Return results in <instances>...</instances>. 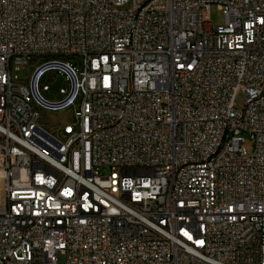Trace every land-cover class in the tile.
<instances>
[{
    "label": "built area",
    "instance_id": "2783aa9c",
    "mask_svg": "<svg viewBox=\"0 0 264 264\" xmlns=\"http://www.w3.org/2000/svg\"><path fill=\"white\" fill-rule=\"evenodd\" d=\"M0 264H264V0H0Z\"/></svg>",
    "mask_w": 264,
    "mask_h": 264
},
{
    "label": "rangeland",
    "instance_id": "374dc122",
    "mask_svg": "<svg viewBox=\"0 0 264 264\" xmlns=\"http://www.w3.org/2000/svg\"><path fill=\"white\" fill-rule=\"evenodd\" d=\"M210 18L211 21L214 23V25H222L224 22V16L223 12L219 10V8L216 5H213L211 7V13H210ZM18 74L22 77H26L28 75V71L23 69L21 71H18ZM236 106L241 107L243 105V96L242 94H239L236 100ZM44 123L43 129L49 133V134H55L54 130L51 127V123H47L48 121H56V120H61L64 123H72L73 119L71 117V111L70 110H65L61 111L58 113H48L46 116H44ZM46 122V123H45ZM245 147L248 150V152H251L252 150V143L250 140L245 141Z\"/></svg>",
    "mask_w": 264,
    "mask_h": 264
}]
</instances>
